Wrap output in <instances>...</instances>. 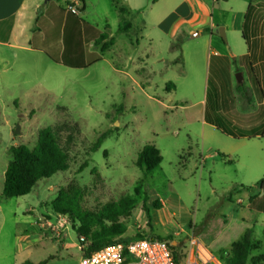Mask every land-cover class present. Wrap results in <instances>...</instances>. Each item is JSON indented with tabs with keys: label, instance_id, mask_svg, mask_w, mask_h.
Segmentation results:
<instances>
[{
	"label": "rangeland",
	"instance_id": "1",
	"mask_svg": "<svg viewBox=\"0 0 264 264\" xmlns=\"http://www.w3.org/2000/svg\"><path fill=\"white\" fill-rule=\"evenodd\" d=\"M65 1L41 0L48 13L39 16L38 25L51 22L53 16L71 13L68 7L73 0L67 4ZM131 3L133 0H89L83 21L98 31H104L109 25L106 34L115 37L116 45L101 52L98 50L101 47L90 43V52H96L102 60L87 69L60 67L54 61H48L46 54L17 51L16 54L12 51L0 54V68H5L0 72L1 264H25L28 260L40 264L50 256H53L49 259L50 264H80L83 253L79 247L82 244L69 219L58 218L52 208L58 190L71 181L91 189L89 200L92 206L128 195L138 196L139 205L123 238L130 239L137 234L171 236L174 239L172 244L179 247L183 264L191 248L198 244L199 235L212 241L222 233L225 216L230 219L231 231L225 232L223 237L229 234V239H235L247 226L254 241L260 244L253 256L264 255V188L242 189V186L256 187L264 179V138L235 140L217 135L212 130L205 133L202 122L204 104L201 102L203 84L201 86L198 79L195 80L198 75L195 60L189 66L190 79L182 81L186 76L180 63L176 67L170 62L164 65L156 61V56L151 60L154 71L152 88L145 91L139 86L138 79L142 77H138L137 61L148 44L142 42L139 48L133 46L138 39V30L119 33V25L123 21L131 24V28L144 24L147 32H158L154 26L156 21L173 8L176 0H169L159 11L153 5L146 11L144 20L131 10L130 14L120 13V7L126 9ZM164 38L162 44L155 39V53L158 57L175 61L179 56L171 49L170 40ZM43 49L44 53L56 57L55 49L53 52ZM168 81L178 84L179 93L171 94L161 102L154 100L151 96L155 92L165 94ZM245 89L247 96L231 103V110L264 114L253 90L250 87ZM179 100H184L178 103L184 108L175 109L171 101ZM67 122L80 126L88 145L111 132L102 147L92 155L90 167L79 172L87 159L79 145L76 160L68 171L41 180L27 196L6 198L3 189L11 161V147L28 145L33 148L42 129ZM18 125L20 134H16ZM261 125L264 133V117ZM147 144L154 145L163 155L162 164L150 176L136 165L138 154ZM219 153L228 156L233 163L224 161ZM94 167L102 178L97 187L91 174ZM234 188L238 190L234 192ZM169 193L172 194L169 196ZM227 196L230 198L225 200ZM145 197L151 212L154 201H167L168 207H173L172 213H179L182 206L187 208L197 225L184 226L176 218L166 216L154 225V232L151 231L142 209ZM162 216L160 213L159 218ZM56 217L68 230L51 228L45 232L40 224L51 220L56 223ZM190 219L182 218L183 221ZM207 221L211 223L205 229L203 225ZM219 254L220 251L217 257L223 264Z\"/></svg>",
	"mask_w": 264,
	"mask_h": 264
},
{
	"label": "crops",
	"instance_id": "2",
	"mask_svg": "<svg viewBox=\"0 0 264 264\" xmlns=\"http://www.w3.org/2000/svg\"><path fill=\"white\" fill-rule=\"evenodd\" d=\"M69 1L66 0V4ZM168 1L133 0L131 6L126 8L127 14H130L131 10L140 14L141 20H144L147 16L146 11L151 10L153 5L159 11ZM75 3L80 4L79 15L66 12L53 16L51 22L39 26V16L48 13V8L41 5V0H0V54H7L9 51L14 54L16 51L46 54L48 61L52 60L58 65L64 59L71 63L87 62L89 55L96 53L90 52V43L97 47L96 42L106 34L105 30L109 25L104 31L87 26L82 17L87 14L89 0H85L84 12H81L80 0H73V4ZM41 7L42 13H38ZM156 22L154 26L159 30L155 33L147 32L144 24L139 25L138 28L132 26L130 29V31L138 30V39L136 44L132 43L133 46L139 48L142 42L148 44L143 56L137 61L138 77L139 75L142 77L138 79L139 86L145 91L152 88L154 71L151 60L156 56V61L163 62L164 65L174 63L176 67V64L178 66L180 63L186 76L182 81L190 79L189 66L193 65L195 60L196 68L198 67L195 80L198 79L201 86L203 84L201 102L204 104L202 122L205 133L206 130H212L217 135L235 140L264 138V133L261 131L263 112L239 113L234 109L231 110L230 106L238 98L247 96L248 92L246 93L245 88L250 87L260 102V107L264 108V0H176L173 8L164 16L160 15ZM223 34L226 39L222 37ZM163 36L170 40L171 49L179 56L175 61H168L155 53V39L162 44V40L165 39ZM44 47L52 52L55 49L56 57L52 55L51 57L48 52L44 53ZM98 50L102 52V49ZM60 67L64 66L60 65ZM4 70L5 68H0V72ZM239 76L241 81L238 80ZM164 93L155 92L150 96L161 102L170 98L171 94L179 93L178 84L168 81ZM171 102L175 109L184 108L178 105L184 100ZM161 204L160 210H152L154 225L159 224L166 216L170 219L176 218L184 226L192 223L197 225L193 221L194 215L190 214L187 208L182 206L178 210L179 213L175 211L172 213L173 207L169 205V208L167 201H162ZM160 213H163L161 219ZM142 214L144 215L143 212ZM56 216L59 218L58 215ZM183 217L191 219L183 221ZM58 218L56 223L51 220L40 226H44L45 232H49L51 228L59 231L68 230ZM210 223L207 221L203 228L206 229ZM222 223V233L212 241L205 240L201 235L198 236V244L195 248H191V253L184 264H221L217 252L229 249L245 231H248L245 226L237 238L229 239V234H226L225 238L224 233L230 230L229 217L225 216ZM39 230L41 231L40 227ZM176 245L173 244L175 247ZM79 249L82 251L81 246ZM52 257L50 256L49 259ZM49 259L42 262L50 264ZM25 264L33 263L28 260Z\"/></svg>",
	"mask_w": 264,
	"mask_h": 264
},
{
	"label": "trees",
	"instance_id": "3",
	"mask_svg": "<svg viewBox=\"0 0 264 264\" xmlns=\"http://www.w3.org/2000/svg\"><path fill=\"white\" fill-rule=\"evenodd\" d=\"M82 10L86 9L85 0H80ZM122 15L128 11L120 7ZM131 24L124 21L118 30L119 33H128ZM109 42L102 44L104 41ZM116 40L104 34L96 42L97 47H101L102 52L114 46ZM102 60L96 53L89 55L87 62L71 63L67 59L60 64L69 69H87L92 64ZM63 110H65L63 108ZM66 111V110H65ZM111 132L103 134L98 141L87 144L82 136L80 126L73 122H67L55 127H47L39 132L36 145L31 148L28 145L11 147L9 154L11 161L5 173L3 195L6 198H19L31 194L38 183L43 179H49L54 175L68 171L71 164L76 160L77 147L80 145L84 149L87 157L80 166L79 172L85 171L91 165V158L103 145ZM224 161L233 163L228 156L218 154ZM105 156L107 153L105 152ZM163 162V155L154 145L147 144L138 154L137 167L146 175L150 176ZM94 177L93 184L102 182L101 175L97 168L91 169ZM264 188V179L256 187L242 189L252 190ZM238 189L234 188V192ZM91 189L82 186L77 181H71L62 186L57 193V197L52 203L53 211L56 215L67 217L72 230L77 234L82 244L83 256H90L95 252L115 244L128 231V222L133 217L134 210L139 205L138 196L128 195L119 200L112 199L104 204L92 206L89 200ZM227 198H230V196ZM156 210L162 208L160 200L153 202ZM142 209L148 220L151 231L154 232L152 212L148 206V198L145 197ZM205 226V225H204ZM203 226V227H204ZM156 239L169 242L175 254L176 264H181L182 257L178 246H173V237L162 235L137 234L135 237L126 240ZM260 249V244L254 241L252 231L248 230L238 241L233 243L229 249L220 251V260L223 264H264V255L253 256V253ZM41 264H47L42 262Z\"/></svg>",
	"mask_w": 264,
	"mask_h": 264
},
{
	"label": "built area",
	"instance_id": "4",
	"mask_svg": "<svg viewBox=\"0 0 264 264\" xmlns=\"http://www.w3.org/2000/svg\"><path fill=\"white\" fill-rule=\"evenodd\" d=\"M68 9L72 14H80L79 3ZM80 264H176V260L169 242L148 238L119 240L90 256H83Z\"/></svg>",
	"mask_w": 264,
	"mask_h": 264
},
{
	"label": "water",
	"instance_id": "5",
	"mask_svg": "<svg viewBox=\"0 0 264 264\" xmlns=\"http://www.w3.org/2000/svg\"><path fill=\"white\" fill-rule=\"evenodd\" d=\"M39 13H42V10H39ZM222 29H223V28H222ZM221 31L224 32V30H221ZM222 37H223L224 39H226V37H225L224 34L222 35ZM238 80L241 81V80H240V76H239ZM16 134H20V126H19V125H18L17 128H16Z\"/></svg>",
	"mask_w": 264,
	"mask_h": 264
}]
</instances>
